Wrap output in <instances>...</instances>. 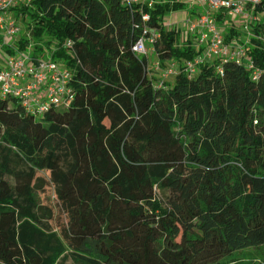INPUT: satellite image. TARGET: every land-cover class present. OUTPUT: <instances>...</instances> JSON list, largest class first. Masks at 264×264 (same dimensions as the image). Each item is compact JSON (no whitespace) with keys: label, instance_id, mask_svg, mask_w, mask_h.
I'll return each mask as SVG.
<instances>
[{"label":"trees","instance_id":"trees-1","mask_svg":"<svg viewBox=\"0 0 264 264\" xmlns=\"http://www.w3.org/2000/svg\"><path fill=\"white\" fill-rule=\"evenodd\" d=\"M182 7L163 0L146 23L121 0L17 8L33 54L70 71L73 100L38 117L0 97V264H264L237 257L264 245V0L246 60L193 75L191 41L164 23ZM145 25L157 59L178 64L164 88L131 49ZM48 185L58 216L40 199Z\"/></svg>","mask_w":264,"mask_h":264},{"label":"built area","instance_id":"built-area-1","mask_svg":"<svg viewBox=\"0 0 264 264\" xmlns=\"http://www.w3.org/2000/svg\"><path fill=\"white\" fill-rule=\"evenodd\" d=\"M31 1L0 0V97L15 99L24 111L39 117L51 109L67 107L73 100V91L70 85V71L61 60L54 59L50 54L35 56L29 42L22 48L18 45L21 39V24L15 13L17 8L28 6ZM176 1L187 3L190 9L198 10L197 15L193 18L187 17L183 22L186 33L195 37L191 45L197 52L184 64L187 74L193 75L201 64L214 60L220 61L217 67L219 72H222L221 63L226 60L236 63L246 60L244 45L238 44L235 39L225 41L221 25L215 15L223 13V18L226 15L229 17L242 15L247 6L253 8L260 0ZM121 2L129 8L137 6L142 22L146 23L149 15L143 9L154 7L163 0H121ZM247 35H250L249 30ZM158 37L155 29L145 25L131 49L137 55L146 58L147 75L149 68L161 69L163 76L175 75L178 72V64L174 60L160 62L157 59L149 65L147 53L149 50L154 51L153 43ZM63 45L70 46L71 41L67 39ZM246 66L251 72L252 79H257L259 71L253 68L251 62L247 61ZM158 88L164 87L160 85Z\"/></svg>","mask_w":264,"mask_h":264},{"label":"rangeland","instance_id":"rangeland-1","mask_svg":"<svg viewBox=\"0 0 264 264\" xmlns=\"http://www.w3.org/2000/svg\"><path fill=\"white\" fill-rule=\"evenodd\" d=\"M198 10L196 8L190 9L187 3H183V7L176 11H171L165 16V28L168 30H173V28H177L178 31V45L184 44L186 40H190L191 43L194 41L195 37L193 35H190L186 33V26L183 24L184 19L187 17L193 18L195 15H197ZM218 15H220L222 18V23L219 21ZM218 15H215L218 23L221 25V30L223 32V36L225 37L228 29L233 28L235 31V34H232L231 39H235L238 44L246 45L247 41L249 40L250 35H247V30L252 28V24L257 19L261 18V15L258 13H255L253 11V8L251 6H247L244 9V13L242 15H235V16H225L223 18V13H220ZM15 17H17L21 24V34L20 38L26 39L27 43H31L32 47L35 44V41L31 38V34L29 29L26 28V20L22 18L21 15L15 13ZM184 18V19H183ZM255 19V20H253ZM230 41V38L227 39V42ZM26 43V44H27ZM43 45V44H41ZM48 52V51H47ZM46 55V54H45ZM147 60L149 62V65L157 60V57L155 55L154 51H148L147 53ZM161 69L153 70L149 68L148 76L151 77L153 84L156 88H158L160 85L163 87L169 86V84L173 80V75H167L163 76L161 75ZM40 174L44 175L46 178H48V175L46 172H41ZM116 191V189H114ZM40 199L43 202L50 203L53 208L54 212L57 215L58 213V207L57 203L54 197V192L51 185H48L45 187L44 192L40 195ZM242 261H249L251 263H255L258 260L264 259V245H258V246H251L248 248H244L241 251H238V255ZM228 256H224L221 260L228 259Z\"/></svg>","mask_w":264,"mask_h":264},{"label":"crops","instance_id":"crops-1","mask_svg":"<svg viewBox=\"0 0 264 264\" xmlns=\"http://www.w3.org/2000/svg\"><path fill=\"white\" fill-rule=\"evenodd\" d=\"M184 19V18H183Z\"/></svg>","mask_w":264,"mask_h":264}]
</instances>
